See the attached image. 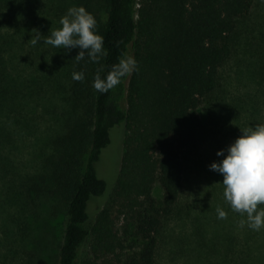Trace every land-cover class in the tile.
Masks as SVG:
<instances>
[{"label": "trees", "instance_id": "obj_1", "mask_svg": "<svg viewBox=\"0 0 264 264\" xmlns=\"http://www.w3.org/2000/svg\"><path fill=\"white\" fill-rule=\"evenodd\" d=\"M82 5L97 20L104 51L98 60L87 51L77 60L79 49L73 48L52 62L57 47L42 41L56 11L42 22L34 0H0V171L18 167L11 154L24 147L39 121L49 115L63 121L57 133L40 138L46 148L35 152L31 171L18 173L28 193L65 203L56 264H157L165 220L179 209L186 187L184 154L201 142L198 110L220 92L238 22L250 15L254 0ZM35 29L42 37L33 45ZM126 55L134 56L136 70L98 92L95 75L103 77ZM74 71H83L84 80H74ZM55 100L64 104L59 113L49 106ZM120 125L127 134L119 174L92 218L91 201L107 191L97 166ZM157 185L163 199L155 196Z\"/></svg>", "mask_w": 264, "mask_h": 264}, {"label": "rangeland", "instance_id": "obj_2", "mask_svg": "<svg viewBox=\"0 0 264 264\" xmlns=\"http://www.w3.org/2000/svg\"><path fill=\"white\" fill-rule=\"evenodd\" d=\"M34 1L36 11L42 10V22L51 20L56 11L51 29L61 27V16L77 2L102 6V0ZM238 23L234 55L221 72L222 88L213 101H205L198 110L202 119L201 142L184 154L186 187L179 209L165 220L157 264H264V226L254 230L247 223L241 224L246 214L242 216L231 209L223 195L222 175L208 167L221 159L216 156L217 150L226 148L240 135V128L264 123V0H254L250 15ZM64 52L57 47L49 59L53 62L57 54ZM64 57L65 54L61 62ZM49 106L59 113L64 104L55 100ZM60 117L62 120L64 116ZM58 123L51 115L39 121V127L26 137L24 147L11 154L18 167L0 171V264H56L66 220L65 203L28 193L18 173L31 171L29 164L35 152L46 148L40 138L57 133L63 121ZM126 134L125 125L115 127L111 143L102 153L97 169L107 182V191L91 201L92 218L111 197ZM154 193L159 199L165 194L160 185ZM218 207L225 210L224 218L218 217Z\"/></svg>", "mask_w": 264, "mask_h": 264}, {"label": "clouds", "instance_id": "obj_3", "mask_svg": "<svg viewBox=\"0 0 264 264\" xmlns=\"http://www.w3.org/2000/svg\"><path fill=\"white\" fill-rule=\"evenodd\" d=\"M61 27L51 29L43 35V43L71 51L78 48L75 58L81 60L87 55L98 60L104 51V37L97 31V20L83 5H72L59 21ZM41 33L35 29L31 36L33 45L41 42ZM137 68V61L132 55L119 58L111 69L102 77L97 73L93 87L98 92H107L130 75ZM74 80H84L83 71L72 73ZM240 128V127H239ZM219 160L212 161L208 167L222 175L223 195L234 212L246 214L248 227L259 230L264 226V123L240 128L238 135L226 148L216 152ZM219 218L226 212L217 208Z\"/></svg>", "mask_w": 264, "mask_h": 264}]
</instances>
